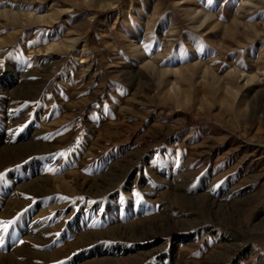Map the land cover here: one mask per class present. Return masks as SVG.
<instances>
[{"label": "rangeland", "instance_id": "374dc122", "mask_svg": "<svg viewBox=\"0 0 264 264\" xmlns=\"http://www.w3.org/2000/svg\"><path fill=\"white\" fill-rule=\"evenodd\" d=\"M0 12V264H264V0Z\"/></svg>", "mask_w": 264, "mask_h": 264}, {"label": "bare ground", "instance_id": "6f19581e", "mask_svg": "<svg viewBox=\"0 0 264 264\" xmlns=\"http://www.w3.org/2000/svg\"><path fill=\"white\" fill-rule=\"evenodd\" d=\"M0 16H2V12H0ZM52 16V15H51ZM41 18V17H40ZM44 19V18H43ZM49 20V19H48ZM54 48H56L55 47V45H50L49 46V48L46 50V52H43L42 53V57H43V59H42V61L44 62V63H49V62H51V60L53 59V56H54ZM30 55H31V52H30ZM31 57V56H30ZM82 63H84V61L82 62ZM22 85V86H21ZM15 84L13 87H12V90H13V92H22V90L24 89L23 87V84ZM11 91V90H10ZM230 217V216H229ZM232 217V216H231ZM225 219V218H224ZM220 223H223V224H225L226 226H229L230 225V223H228V222H225L224 220H223V218H222V220H221V222ZM233 227H234V225H233ZM231 228V227H230ZM261 229H263L264 230V223H262L261 224ZM217 239L218 240H225L226 239V241L227 240H229V239H232V236L231 235H229V236H217ZM242 248V245L241 244H236V243H231V244H229L228 245V247H227V251L225 252V258H226V261H231L234 257H235V255H236V253H238L240 250H242L241 249ZM224 258V257H223ZM225 261V260H224ZM217 263V261L216 260H214V261H212V263H210V264H216Z\"/></svg>", "mask_w": 264, "mask_h": 264}, {"label": "snow or ice", "instance_id": "6c2138e0", "mask_svg": "<svg viewBox=\"0 0 264 264\" xmlns=\"http://www.w3.org/2000/svg\"><path fill=\"white\" fill-rule=\"evenodd\" d=\"M61 155H64V153H61ZM3 179H4V175L0 174V181H3ZM0 223H3V222H0ZM9 223H11V222H9ZM9 223H4V230H6L8 228ZM2 242H3V238L0 237V243H2Z\"/></svg>", "mask_w": 264, "mask_h": 264}]
</instances>
